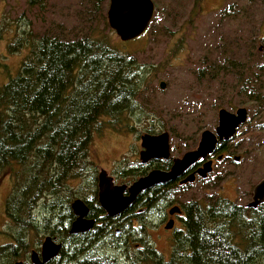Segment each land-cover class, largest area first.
Segmentation results:
<instances>
[{
	"label": "rangeland",
	"instance_id": "374dc122",
	"mask_svg": "<svg viewBox=\"0 0 264 264\" xmlns=\"http://www.w3.org/2000/svg\"><path fill=\"white\" fill-rule=\"evenodd\" d=\"M153 1L155 16L141 37L123 42L109 26L108 19L107 28L101 24L99 29L113 44L120 45L129 56L152 70L153 82L145 94L142 108L133 115L131 128L109 127L95 133L88 153L91 164L85 172L60 194H47L36 201L31 210L33 228L27 231L29 248L17 259L5 256L1 250V246L16 243L15 238L22 228L8 214V202L16 199L15 179L12 172H1L0 168V264H14L17 260L31 264V252L38 249L39 241L48 235L46 229H58L55 228L58 222L54 219L55 213H61V209L70 206L76 198L90 196L91 190L85 187L87 181L98 176L102 169L121 182L123 173L140 167L141 136L149 129H153L151 134L167 131L171 156L182 157L197 148L204 130L215 131L221 108L234 112L245 107L248 120L228 141L226 146L230 155L217 160L205 180L198 179L177 188L173 195L177 203L174 204L204 200L217 190L226 199L239 204H247L252 199L254 187L264 178V132L252 131L253 127L264 123V112L258 113L257 104L247 93H241L238 74L243 65V74L249 79L264 74V52H259L263 42L252 43L256 34L254 29L261 23L264 25V0ZM87 3L88 0H45L42 5H30L29 0H0V88L18 74L28 53L26 48L9 51L8 42L21 37L25 30L35 39L53 25H61L67 30L77 28L79 14ZM238 3L244 4L241 6L243 16L232 19L226 11L231 4ZM253 53L259 57L256 71L249 56ZM227 58L228 67L231 61L237 66V69L227 68L232 74L225 73L221 67ZM161 81L166 83L164 89L160 88ZM231 85L234 88L231 89ZM243 86L249 90L258 88L251 80L245 81ZM235 156H239V160H235ZM157 163H149L147 169H154ZM162 215L159 212L156 223ZM149 226V229L123 232L124 237L130 236L133 240L129 258L116 247H100L92 253L117 257L122 264H133L139 257L134 245L143 241L153 245L168 260L174 238H170L167 229ZM36 245L39 247L35 248ZM57 259L51 264L66 261L65 256Z\"/></svg>",
	"mask_w": 264,
	"mask_h": 264
},
{
	"label": "trees",
	"instance_id": "16d2710c",
	"mask_svg": "<svg viewBox=\"0 0 264 264\" xmlns=\"http://www.w3.org/2000/svg\"><path fill=\"white\" fill-rule=\"evenodd\" d=\"M44 1L29 0V4ZM108 4V0H88L77 28L53 25L35 39L25 30L23 37L8 42L9 51L26 48L28 53L18 74L0 88V168L12 172L15 179L16 199L8 202V214L22 228L16 243L1 246L7 257L17 259L29 248L27 231L33 228L31 210L36 201L60 194L85 172L91 164L88 153L95 133L109 127L131 128L132 117L142 108L153 82L150 68L99 31L101 24L108 26ZM245 12L246 17V8ZM221 67L232 74L226 64ZM230 67L237 69L232 61ZM243 72L238 74L241 93H247L262 113L264 74L249 79ZM250 80L258 88L243 86ZM252 132H264V123ZM171 165V159L157 163L162 169ZM147 170L140 166L122 175L137 179ZM85 187L91 195L96 193V177ZM176 189L175 184L157 185L144 193L157 203L175 200ZM181 205L186 211L184 229L175 233L170 258L165 260L152 245L133 264H264V203L249 208L217 190L204 200ZM61 210L55 213V228L68 229L73 212L69 205ZM77 264L116 262L88 256Z\"/></svg>",
	"mask_w": 264,
	"mask_h": 264
},
{
	"label": "water",
	"instance_id": "95a60500",
	"mask_svg": "<svg viewBox=\"0 0 264 264\" xmlns=\"http://www.w3.org/2000/svg\"><path fill=\"white\" fill-rule=\"evenodd\" d=\"M107 19L109 26L116 32L123 42H128L141 37L148 30L154 16L156 5L153 0H109ZM166 83L160 82V88L164 89ZM248 120V110L240 107L236 112L221 108L218 114V126L215 131L206 129L202 132L196 149L186 152L182 157L173 158V164L169 170L159 168L152 169L146 175L139 177L132 184H115L113 177L107 171L99 173L98 193L99 201L108 215H117L125 211L142 192L161 184L171 182L182 176L198 160H205L217 149L222 142L230 140L239 126ZM170 137L167 131L160 134L145 133L141 136L140 160L148 163L154 159H169L171 157ZM239 160V156L235 157ZM213 170L212 160H207L197 170L200 177L206 178ZM196 173L188 175L181 183L193 182ZM127 190V194L125 191ZM264 203V178L253 189L252 199L246 207L257 208ZM76 216L72 221L70 232L73 234L91 229L94 220L86 218L88 208L82 199L77 198L71 205ZM179 205L170 209V214H180ZM168 226L171 227V224ZM62 245L55 242L51 236L45 238L41 253L32 250L31 262L33 264H47L56 258ZM14 264H24L17 260Z\"/></svg>",
	"mask_w": 264,
	"mask_h": 264
},
{
	"label": "flooded vegetation",
	"instance_id": "af4514ba",
	"mask_svg": "<svg viewBox=\"0 0 264 264\" xmlns=\"http://www.w3.org/2000/svg\"><path fill=\"white\" fill-rule=\"evenodd\" d=\"M242 5H244V4H242V3L241 4H239V3L238 4H231V6L229 8L237 7L239 9H241V11L237 12V13H230V12L226 11L227 15L229 17H231L232 19L236 16H240V15L243 16V11L241 8ZM255 5L257 6L260 4L255 3ZM254 31L256 32V34H255V37H254V40L252 41V43L254 44L256 42V40L262 41L263 44L260 45L259 52L263 53L264 52V25L262 23L259 24L258 28L256 27L254 29ZM249 56H251L250 61L254 64V70L256 71L257 69L255 67H256V63L259 60V57L255 53L250 54ZM228 62L229 61L227 58L226 67L230 68V65H229V67L227 66ZM243 66H244L243 71H245V65H243ZM236 111H237V109L234 112H236ZM238 129H237V131H238ZM230 140H228V141H230ZM228 141L221 143V144H223V148H221V149H219V146H221V144H219L218 149L213 154H211L205 160H201V159L198 160L182 176L178 177L177 179H175L171 182L161 184V185L175 184L176 187L178 188V187H183V186H186L190 183H193L198 179L205 180L207 177L206 178L200 177L199 174L197 173V170L207 160H212L213 169H214V166H215L217 160H221L223 158L228 157L230 155L229 154L230 152L226 146ZM169 159L172 160L173 157L171 156ZM169 159H154V160H152L148 163H145V164L141 162L142 163L141 166H147L151 162L154 164L160 160H169ZM172 164H173V160H172ZM171 166L168 169H163V170H169L171 168ZM155 168H159V167H154V169ZM152 169H148L147 173L149 171H151ZM159 169H162V168H159ZM102 170H104V169H102ZM192 173H196V177H195V180L193 182L181 183V181L183 179H185L188 175H190ZM108 175L111 176L109 173H108ZM98 176H95L96 181H97V192L90 195V196H85L83 198H82V196L79 197L80 199L83 200V202L86 204V206L88 208V215L86 216V218H88L90 220H94L93 227L91 229H88L84 232L77 233V234H73L70 232L71 223L76 218V216L73 212V209L71 207V205H72V203H71L70 209L73 212L74 218L70 223V227L68 229H46V231H49V233H48V235L45 236V238L48 236H51L55 242L62 245L59 255L47 264H51L57 258H59V257L61 258V256H65L66 261L64 263L60 262L59 264H77V262H79V260H83L85 257H88V256L100 258V257H102L101 255L99 256L97 254L92 253V251H95L97 248H100V247L104 248V249H109L111 247L119 248L121 250L120 253L129 258L130 257L129 250L132 248L133 240H132V237H130V236L124 237L123 236L124 231H126L128 229H149L150 228L149 225H157L158 227H161L162 229L169 230L170 231V238H174L175 233L178 229H184L183 220L186 218V211L183 208V206L181 204H174V203H177V201L175 202L174 200L173 201L159 200L156 203L154 198H151V196L144 193L147 190L142 192L141 194H139L137 196V198L132 202V204L125 211H123L117 215H113V216L108 215L106 210L102 207V205L99 201V193H98V191H99L98 190V182H99L98 179H99V177ZM142 176H144V175H142ZM120 178H123V175H121ZM137 179L130 180L129 177H124L123 180L121 182H119L118 179L113 177L114 183L120 184V185L121 184L130 185ZM127 193L128 192L126 190L125 194H127ZM159 198L160 197H158L157 199H159ZM176 205H179L181 207L182 212L180 214H177V213L170 214V209ZM159 212H162L163 215L159 219V222L156 223L155 218L159 217L158 216ZM169 224H171V227L168 226ZM130 234H133V233L130 232ZM45 238L43 239L42 242H41V240L39 241L38 244H40V247L37 245L35 246V248L39 247L38 249H35L36 251L39 252V254L41 253V247H42V244H43ZM134 247H135V250L138 252V256H140V255H145L144 252L147 251V247H149V244L146 245L145 242L138 241L135 243ZM87 249H91V250L88 251ZM103 257H107V258L115 261L116 264H122L117 257H108L105 255H103ZM59 261L60 260L57 259V262H59ZM62 261H64V260L62 259ZM23 263L24 264H30L28 262H23ZM31 264H33V263H31Z\"/></svg>",
	"mask_w": 264,
	"mask_h": 264
},
{
	"label": "bare ground",
	"instance_id": "6f19581e",
	"mask_svg": "<svg viewBox=\"0 0 264 264\" xmlns=\"http://www.w3.org/2000/svg\"><path fill=\"white\" fill-rule=\"evenodd\" d=\"M103 257V256H102Z\"/></svg>",
	"mask_w": 264,
	"mask_h": 264
}]
</instances>
